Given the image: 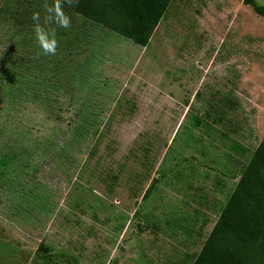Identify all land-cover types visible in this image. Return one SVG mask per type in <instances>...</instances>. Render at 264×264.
<instances>
[{
    "label": "rangeland",
    "instance_id": "1",
    "mask_svg": "<svg viewBox=\"0 0 264 264\" xmlns=\"http://www.w3.org/2000/svg\"><path fill=\"white\" fill-rule=\"evenodd\" d=\"M21 1L0 0L12 13L0 12V86L14 67L39 97L13 110L0 96V122L32 126L40 150L0 188V264H193L264 143V17L238 0H172L142 47L63 8L79 39L45 56L25 25L51 4ZM88 98L100 120L71 145ZM33 190L47 208L28 207Z\"/></svg>",
    "mask_w": 264,
    "mask_h": 264
},
{
    "label": "trees",
    "instance_id": "2",
    "mask_svg": "<svg viewBox=\"0 0 264 264\" xmlns=\"http://www.w3.org/2000/svg\"><path fill=\"white\" fill-rule=\"evenodd\" d=\"M26 1L32 3L31 0H22L19 4H25ZM47 1L50 4L53 3V0ZM238 1L253 6L255 12L264 17V6L258 5L255 0ZM171 2L172 0H79L78 6L70 7L65 4L63 8L70 12L73 19V15L81 16L92 24L102 26L114 34L132 40L137 45L147 47ZM6 6L2 7L5 14L10 9V3L9 6ZM23 6L16 11L20 17L19 23H23L21 19L25 14ZM11 14V12L7 13L9 16ZM27 21L25 27L29 28L33 19L30 18ZM55 29H59V33L56 32V39L63 41L67 37V43H69L71 31L78 33V31H74V26L68 29L63 28V30L59 27ZM72 36L76 35L72 34ZM75 39L78 40L79 36H76ZM6 71L9 74L1 73L5 80L12 85L0 86V96L9 98L11 109L15 110L27 105L29 102L25 103L22 101L23 98L28 100L30 97V101L33 103L34 99L39 97L35 90L39 86H16L18 84L13 76L19 74L22 78V74L14 67L6 68ZM40 87L46 92L49 91L48 86ZM57 88L60 89V86ZM71 98L76 99L74 95ZM78 99L80 102L82 101L79 97ZM44 101L43 103L46 105L52 104L50 98L45 97ZM91 102L89 98L87 101L85 100V106L79 113L81 118L75 117L73 120L76 130L68 141L71 145H73L72 143H87V134L96 129L100 120L99 114H101L98 109L102 112L103 108H96L91 105ZM50 108L53 109V106ZM53 116L54 114L50 112L47 120L54 118L57 121L58 119ZM4 123L0 122V188L9 182L11 176L9 171L23 172L27 157L31 158L36 154V149L40 147L38 144L30 142L33 133L32 126H27L23 130L10 131L4 128L6 127ZM200 124L201 120L194 123L196 127ZM68 131L61 134L62 139ZM49 143L50 141L47 139L44 142L45 145ZM68 143L66 145H69ZM49 146L56 145L49 144ZM61 148L64 149V147ZM233 185L235 188L232 190ZM152 188L153 184L145 192L143 199L149 195ZM232 188L227 203L193 264H264V143L260 144L252 153L243 173L232 184ZM24 198L28 207L35 205L40 209L47 208L43 200L41 202V199L36 196L34 190L26 191ZM24 198L22 197V199Z\"/></svg>",
    "mask_w": 264,
    "mask_h": 264
},
{
    "label": "clouds",
    "instance_id": "3",
    "mask_svg": "<svg viewBox=\"0 0 264 264\" xmlns=\"http://www.w3.org/2000/svg\"><path fill=\"white\" fill-rule=\"evenodd\" d=\"M65 4L76 7L79 5V0H53L51 5L45 4L44 8L47 15L44 17L43 24L40 23V14L33 13L35 38L41 49V54L45 56L56 55L59 47L56 39V29L50 27V25L55 24L57 27L64 29L71 27V18L63 10Z\"/></svg>",
    "mask_w": 264,
    "mask_h": 264
},
{
    "label": "crops",
    "instance_id": "4",
    "mask_svg": "<svg viewBox=\"0 0 264 264\" xmlns=\"http://www.w3.org/2000/svg\"><path fill=\"white\" fill-rule=\"evenodd\" d=\"M208 176H209V175H208ZM208 176H207V177H208ZM214 226H215V225H214Z\"/></svg>",
    "mask_w": 264,
    "mask_h": 264
}]
</instances>
